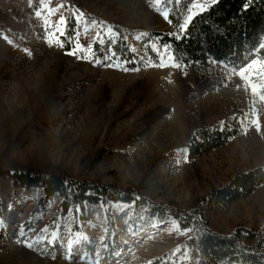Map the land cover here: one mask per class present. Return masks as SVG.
<instances>
[{"label": "rangeland", "instance_id": "rangeland-1", "mask_svg": "<svg viewBox=\"0 0 264 264\" xmlns=\"http://www.w3.org/2000/svg\"><path fill=\"white\" fill-rule=\"evenodd\" d=\"M77 1L126 29L171 30L163 0ZM178 1L182 8L186 0ZM216 1L193 0L184 11L183 25ZM28 5L29 0H21L20 11L24 13ZM62 13L59 0L43 5L25 33L24 45L0 29V156L6 153L15 162L58 167L82 178L99 177L106 185H140L145 195L159 202L169 199L185 209L212 186L264 167V101L247 87L255 84L264 94V77L255 70L249 74L251 80L242 81L236 74L239 69L220 66L211 82L214 92L208 95L194 84L192 68L172 66L166 49L159 50L160 65L147 69L97 65L92 61L96 23L85 26L82 16L74 13L78 46L75 55H69L60 43ZM7 25L23 32L14 19ZM105 33L113 37L108 30ZM129 38L142 54V36L134 33ZM184 80L197 94L199 121L222 119L231 107L243 113L241 135L196 162H189L184 150L191 131L184 118ZM47 90L52 98L43 116L57 118L27 127ZM253 119L260 121V132ZM1 191L0 264H145L176 251L180 241L176 225L141 230L132 208L111 204L120 241L112 246L106 242V213L101 206L87 205L89 221L75 230L79 209L57 223L52 217L58 198L40 208L42 191L13 192L8 180L2 181ZM211 221L216 230L231 232L243 226L262 231L264 238V185L225 213L211 216Z\"/></svg>", "mask_w": 264, "mask_h": 264}, {"label": "trees", "instance_id": "trees-1", "mask_svg": "<svg viewBox=\"0 0 264 264\" xmlns=\"http://www.w3.org/2000/svg\"><path fill=\"white\" fill-rule=\"evenodd\" d=\"M50 1L29 0L26 11L22 13L19 9L21 0H0V29L16 43L24 45L25 33L36 13ZM59 1L63 5L64 31L60 38L63 49L73 53L78 46L74 17L78 12L85 26L90 22L97 25L92 51V61L97 65L120 66L127 71L147 69L160 65L159 50L166 49L180 69H193L196 87L211 95L214 92L212 78L216 77L220 66L240 69L256 57L264 59V49L260 47L264 44V0H217L197 14L183 30L184 11L193 0H186L182 8L178 0H163L169 12L171 30L150 33L123 28L110 19L93 14L77 0ZM10 19L22 26V33L7 25ZM106 30L113 34L112 38L106 35ZM134 33L142 36V54L137 52L129 38ZM182 86L186 108L184 118L191 126L184 150L189 162H196L241 135L243 113L237 107H231L222 119L199 121L197 94L185 80ZM51 98V91L47 90L27 127L57 118L43 116ZM4 180L10 182L13 192L42 191L40 208L58 198L59 205L52 217L54 222L64 221L79 209L81 213L75 230H80L81 225L89 221L87 205L101 206L106 213V242L112 246H118L120 241L115 236L111 204L132 208L134 216L142 223L141 230L153 225H176L180 233L177 250L145 264H264L262 231L237 226L231 232H224L214 229L211 221V216L225 213L231 204L250 197L264 185V167L236 174L221 186H212L208 194L196 198L189 209L169 199L159 202L145 195L140 185L120 186L117 182L106 185L99 177L87 179L70 175L58 167L15 162L6 153L0 156V196ZM256 239L257 242L252 244Z\"/></svg>", "mask_w": 264, "mask_h": 264}, {"label": "snow or ice", "instance_id": "snow-or-ice-1", "mask_svg": "<svg viewBox=\"0 0 264 264\" xmlns=\"http://www.w3.org/2000/svg\"><path fill=\"white\" fill-rule=\"evenodd\" d=\"M193 7H199L203 10L206 5H193ZM182 30L185 28V25L181 26ZM63 46V45H61ZM260 47L264 49V44H261ZM69 55H75V53H69ZM173 67H178L177 64L173 63ZM256 71L260 77H264V62L253 60L250 64L245 67L240 68L236 71V74L239 75L240 79L243 80H251V76L249 75L251 72ZM247 87L251 90L253 96L259 95V100L264 101V94L258 93V87L255 84L248 83ZM264 88V85L261 86ZM252 124L255 127L257 132H260V121L258 119H253Z\"/></svg>", "mask_w": 264, "mask_h": 264}]
</instances>
